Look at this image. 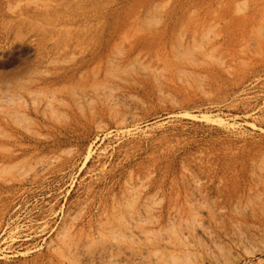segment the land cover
Segmentation results:
<instances>
[{"label": "rangeland", "instance_id": "1", "mask_svg": "<svg viewBox=\"0 0 264 264\" xmlns=\"http://www.w3.org/2000/svg\"><path fill=\"white\" fill-rule=\"evenodd\" d=\"M0 264H264V0H0Z\"/></svg>", "mask_w": 264, "mask_h": 264}]
</instances>
